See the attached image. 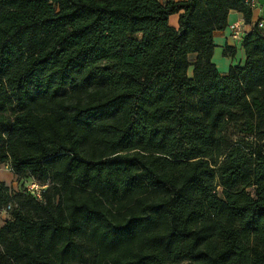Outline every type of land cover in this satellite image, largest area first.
<instances>
[{
	"label": "trees",
	"instance_id": "obj_1",
	"mask_svg": "<svg viewBox=\"0 0 264 264\" xmlns=\"http://www.w3.org/2000/svg\"><path fill=\"white\" fill-rule=\"evenodd\" d=\"M250 2L0 0V166L47 186L0 184V264H264V27L212 63Z\"/></svg>",
	"mask_w": 264,
	"mask_h": 264
},
{
	"label": "crops",
	"instance_id": "obj_2",
	"mask_svg": "<svg viewBox=\"0 0 264 264\" xmlns=\"http://www.w3.org/2000/svg\"><path fill=\"white\" fill-rule=\"evenodd\" d=\"M165 4L167 1L181 2L184 0H158ZM251 17L249 22H246L241 12L231 10L228 13L226 26L222 30L214 31L212 34L213 50L212 63L221 76H226L230 67L243 66L245 63V52L243 49V38L245 34L249 33L253 26L258 22L264 23V0H251ZM170 15L168 18V25L173 28H178L179 15ZM238 23L241 26L240 35H234L233 25ZM192 75V70L188 72ZM0 184L16 189L18 184L14 174L8 164L0 166Z\"/></svg>",
	"mask_w": 264,
	"mask_h": 264
},
{
	"label": "built area",
	"instance_id": "obj_3",
	"mask_svg": "<svg viewBox=\"0 0 264 264\" xmlns=\"http://www.w3.org/2000/svg\"><path fill=\"white\" fill-rule=\"evenodd\" d=\"M258 28H263L264 23L263 22H258L257 23ZM234 29V35L238 37L240 35L241 26L236 23L233 25ZM16 182L18 184V187L16 189L9 187L8 185L6 186L8 188V194L10 196L15 195L18 192H29L30 194L34 195L38 199H41V194L44 191V189L47 187L46 185H42L37 181L34 180H28V181H21L15 176ZM10 210V205H7L6 207H1L0 208V227L4 226L5 221L8 219V214Z\"/></svg>",
	"mask_w": 264,
	"mask_h": 264
},
{
	"label": "rangeland",
	"instance_id": "obj_4",
	"mask_svg": "<svg viewBox=\"0 0 264 264\" xmlns=\"http://www.w3.org/2000/svg\"><path fill=\"white\" fill-rule=\"evenodd\" d=\"M51 201L54 204H58L59 196L55 195L54 197L51 196ZM16 206L15 202H11V212ZM91 223L82 224V229L76 234L75 241L82 247L81 254L83 258L90 259L94 253H96V246L93 241L88 235V230L91 227Z\"/></svg>",
	"mask_w": 264,
	"mask_h": 264
}]
</instances>
